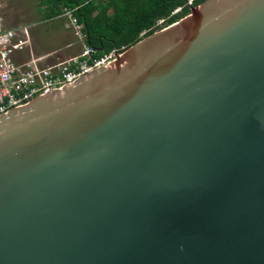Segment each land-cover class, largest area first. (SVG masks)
Masks as SVG:
<instances>
[{
  "label": "water",
  "instance_id": "95a60500",
  "mask_svg": "<svg viewBox=\"0 0 264 264\" xmlns=\"http://www.w3.org/2000/svg\"><path fill=\"white\" fill-rule=\"evenodd\" d=\"M0 264H264V0L1 114Z\"/></svg>",
  "mask_w": 264,
  "mask_h": 264
},
{
  "label": "built area",
  "instance_id": "2783aa9c",
  "mask_svg": "<svg viewBox=\"0 0 264 264\" xmlns=\"http://www.w3.org/2000/svg\"><path fill=\"white\" fill-rule=\"evenodd\" d=\"M192 1L186 0L184 5L190 7ZM77 8V5L63 6L58 16L63 19L65 29L76 36L83 48L78 55L50 64H42L43 56L31 53L26 28L18 31L5 28L0 16V115L115 58L118 53L115 49L100 57H92L95 50L85 42L83 24L75 15ZM180 8L176 7L172 13ZM162 22L163 19H159L157 24ZM27 51L30 52L26 57L24 54Z\"/></svg>",
  "mask_w": 264,
  "mask_h": 264
},
{
  "label": "trees",
  "instance_id": "16d2710c",
  "mask_svg": "<svg viewBox=\"0 0 264 264\" xmlns=\"http://www.w3.org/2000/svg\"><path fill=\"white\" fill-rule=\"evenodd\" d=\"M186 0H40L44 17L58 15L63 6L77 5L86 44L100 57L112 49L121 52L140 37L168 25L189 12ZM203 0H193L192 5ZM181 8L172 13V11ZM163 19L161 24H155ZM143 32V33H142ZM142 33V34H141Z\"/></svg>",
  "mask_w": 264,
  "mask_h": 264
},
{
  "label": "rangeland",
  "instance_id": "374dc122",
  "mask_svg": "<svg viewBox=\"0 0 264 264\" xmlns=\"http://www.w3.org/2000/svg\"><path fill=\"white\" fill-rule=\"evenodd\" d=\"M43 8L40 0H0L3 26L16 31L26 28L30 37V51L34 56H43L42 64L78 55L83 44L70 30L65 29L63 19L58 15L46 19ZM30 51L24 56H29Z\"/></svg>",
  "mask_w": 264,
  "mask_h": 264
}]
</instances>
